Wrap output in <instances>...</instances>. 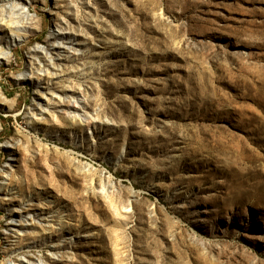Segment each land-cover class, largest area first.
I'll return each mask as SVG.
<instances>
[{
  "label": "rangeland",
  "instance_id": "374dc122",
  "mask_svg": "<svg viewBox=\"0 0 264 264\" xmlns=\"http://www.w3.org/2000/svg\"><path fill=\"white\" fill-rule=\"evenodd\" d=\"M15 2L0 264H264V0Z\"/></svg>",
  "mask_w": 264,
  "mask_h": 264
},
{
  "label": "bare ground",
  "instance_id": "6f19581e",
  "mask_svg": "<svg viewBox=\"0 0 264 264\" xmlns=\"http://www.w3.org/2000/svg\"><path fill=\"white\" fill-rule=\"evenodd\" d=\"M3 1V0H2ZM11 5V4H10ZM9 5V6H10ZM10 9H11V12L10 13H8L9 15H7L8 16V18L7 19H5V20H3V14L1 13L0 15H1V18H0V22H5V24H6V26L7 27H9V29L11 30V33H12V35H11V40L9 41V43L7 44V51L6 52H3L6 56H7V58H8V56H9V54H10V52H11V50L9 49V46H11L10 44L11 43H14V42H16L18 39H20V38H23V35L20 33V31H26V28H25V26H23V22H22V19H21V15L23 16V15H25V16H28V9L26 8V7H24V6H22V5H20V3H18V2H15V3H13L11 6H10ZM17 9L18 10H20V13L17 15V16H15L16 15V11H17ZM12 11H14V12H12ZM15 14V15H14ZM24 16V17H25ZM60 34V33H59ZM6 49V48H5ZM75 50V49H74ZM61 99V98H60ZM60 101V100H59ZM66 101V100H65ZM67 102V101H66ZM70 102V101H69ZM62 103V102H61ZM79 104V102H78V100H74V102L72 103V105H73V108H67V113H68V115L70 116L69 118H70V123H72V122H74V121H76L77 120V118H79L80 117V114H79V112H78V110H74V106H76V105H74V104ZM67 104H69V103H67ZM71 104V103H70ZM80 105V104H79ZM71 106V105H70ZM65 108V107H64ZM70 109H73V110H70ZM66 111V110H65ZM70 112H72V113H70ZM40 114V113H39ZM33 115V114H32ZM69 121V120H68ZM72 121V122H71ZM90 121V120H89ZM89 121H87V122H89ZM14 156V155H13ZM6 170V169H5ZM6 171H8V170H6ZM5 176H8V173L6 172V174H4ZM3 177V176H2ZM1 177V178H2ZM3 179V178H2ZM3 181V180H2ZM2 181H0L1 183H3ZM2 185V184H1ZM26 215V214H25ZM27 215H29V214H27ZM34 217V216H33ZM18 218H19V216H18ZM15 219V218H14ZM25 219V218H24ZM26 220V219H25ZM29 220H30V218H29ZM28 221V220H27ZM31 221V220H30ZM59 222V221H58ZM24 223V222H23ZM29 223V222H28ZM35 223V222H34ZM15 224V223H14ZM22 224V223H21ZM21 224H20V226H21ZM26 225H28V224H26ZM25 225V226H26ZM14 226V225H13ZM34 226V225H33ZM41 226H42V224H41ZM43 227V226H42ZM17 229V228H16ZM24 230V229H23ZM25 231V230H24ZM14 232H16V230H14ZM13 232V233H14ZM18 232H20V230L18 231ZM34 262V261H33ZM40 264V263H39Z\"/></svg>",
  "mask_w": 264,
  "mask_h": 264
}]
</instances>
